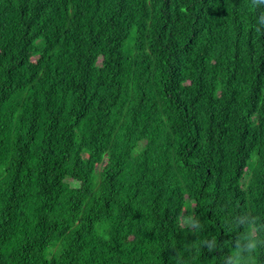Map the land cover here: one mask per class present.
I'll return each instance as SVG.
<instances>
[{
  "label": "trees",
  "instance_id": "obj_1",
  "mask_svg": "<svg viewBox=\"0 0 264 264\" xmlns=\"http://www.w3.org/2000/svg\"><path fill=\"white\" fill-rule=\"evenodd\" d=\"M0 264H264V0H0Z\"/></svg>",
  "mask_w": 264,
  "mask_h": 264
}]
</instances>
